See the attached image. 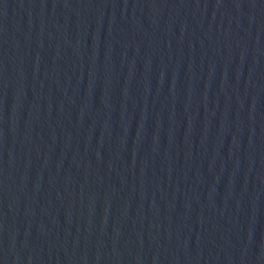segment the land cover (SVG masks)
<instances>
[{
  "label": "water",
  "instance_id": "obj_1",
  "mask_svg": "<svg viewBox=\"0 0 264 264\" xmlns=\"http://www.w3.org/2000/svg\"><path fill=\"white\" fill-rule=\"evenodd\" d=\"M0 264H264V0H0Z\"/></svg>",
  "mask_w": 264,
  "mask_h": 264
}]
</instances>
